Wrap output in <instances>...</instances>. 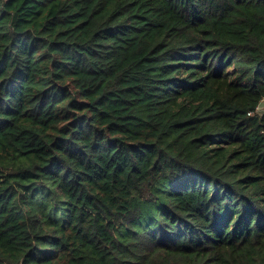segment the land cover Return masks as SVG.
<instances>
[{
    "label": "trees",
    "instance_id": "16d2710c",
    "mask_svg": "<svg viewBox=\"0 0 264 264\" xmlns=\"http://www.w3.org/2000/svg\"><path fill=\"white\" fill-rule=\"evenodd\" d=\"M264 0H0V264H264Z\"/></svg>",
    "mask_w": 264,
    "mask_h": 264
},
{
    "label": "water",
    "instance_id": "95a60500",
    "mask_svg": "<svg viewBox=\"0 0 264 264\" xmlns=\"http://www.w3.org/2000/svg\"><path fill=\"white\" fill-rule=\"evenodd\" d=\"M264 107V100H262L259 104H258V109H259V113L263 112V108Z\"/></svg>",
    "mask_w": 264,
    "mask_h": 264
}]
</instances>
